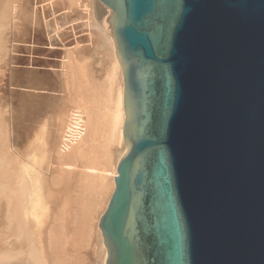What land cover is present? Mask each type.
Returning <instances> with one entry per match:
<instances>
[{"label": "water", "instance_id": "obj_1", "mask_svg": "<svg viewBox=\"0 0 264 264\" xmlns=\"http://www.w3.org/2000/svg\"><path fill=\"white\" fill-rule=\"evenodd\" d=\"M123 70L104 264H264V0H99Z\"/></svg>", "mask_w": 264, "mask_h": 264}, {"label": "bare ground", "instance_id": "obj_2", "mask_svg": "<svg viewBox=\"0 0 264 264\" xmlns=\"http://www.w3.org/2000/svg\"><path fill=\"white\" fill-rule=\"evenodd\" d=\"M23 1L27 6H30V11L28 13L23 11L24 15L28 14L26 15L27 18L26 16L24 17L28 20V23H33L32 17H37L38 15L41 16L42 20L48 23L59 10H61L56 0ZM67 1L70 5L76 4L80 6L82 17L85 18L84 22L86 27L92 30H98L103 34L108 43L112 70L111 73L105 72V75H103V83L105 89H109L115 94V112L111 130L109 131V137L116 141V145L119 148L116 150V153L108 150L106 157H104L101 162L102 170L95 176V171L93 170L96 166L94 158L89 156L87 149L85 150L83 147L79 148L77 146L80 143V139L78 143L77 133L87 134L92 140H96L101 128L97 116L94 115L89 108L88 102L86 104L83 99V80L80 77L82 68L74 61L69 62V59H67L68 62L65 63V84L67 85V91L72 95L73 102L79 109L72 113L70 119L65 122L67 130L63 132L61 129L59 133L60 136L58 135L59 139L63 138V144H60L59 140L56 149L54 148L56 143L52 147H50L51 145L49 144L51 140H48L47 137L49 130L46 119H51L49 113L51 111L50 104V106L46 104L45 108H40L37 111L32 110V115L26 116V120L29 122H35V120H37V127H34L35 125L29 126L28 123H26L24 124L25 126H22V130L18 128L21 125H16L13 130H11L8 119L9 116H3L0 109V241H5V244L0 245V264L2 262L4 264H37L38 261H40L41 264L46 263L45 260L47 259H45V257L40 258L44 256L43 253H41L44 248L41 246L42 241L40 240L43 234H46L48 238L47 243L49 246L48 249L51 252V255H49L51 264H84L83 259L77 258V256L75 257L76 250L72 251L73 253L75 252V255L68 253L69 251L65 253L66 247L70 243L73 244V249H76L74 247L76 245L85 246V244H88L87 242L90 241L91 237L95 238L98 246L94 264H104L107 258V247L99 227V221L115 188V174L118 162L127 149V145L123 138V124L125 119L123 70L117 57L116 45L112 37V23L109 20L111 11L99 0ZM19 2L20 0H0V63L5 60L8 52L11 53L7 48V43L9 42V34L7 35V33H10V29L15 27V24L18 23L15 19L19 18L20 15L17 14L18 17H16L17 15L15 14L20 8L18 7ZM21 8L20 10L22 11ZM35 10L37 11V15H35ZM21 15L24 16L23 13ZM21 22L20 20V24H22ZM25 23L27 24L26 21ZM19 27L20 26H18V28ZM14 31L18 32L17 28L16 30L14 29ZM23 32H26V30ZM11 35L12 34H10V36ZM14 35L16 36V34ZM23 44L24 43H20L19 45L21 46ZM13 45L16 46L18 44L14 42ZM20 46L15 48L13 46L12 51H18V53L26 52V48ZM14 53L15 52H13V55ZM8 57H10V55ZM10 59V63L15 62L19 64L28 60L14 56ZM9 60L7 58V61H4V67L6 65L9 66ZM31 61L36 67H42V71L44 67L51 66L50 63L43 64L39 62L37 57ZM33 66L30 67L32 68ZM28 68H26V70H24V68L23 72H26ZM14 70L13 68V71ZM40 72L41 70L38 71V73ZM27 74H30V72ZM13 75L15 76L14 72ZM16 76L14 78L18 79ZM36 76L39 75L35 74L34 77ZM30 77L32 76L30 75ZM21 80L23 83V78H21ZM29 80H31L32 83H27L30 84L28 85L33 88V91L41 84L40 81L38 82L37 78ZM11 81H13V84L14 82L17 84V80L12 79ZM14 89L16 88L13 87L12 92L16 91ZM10 94L14 95V92ZM2 97L4 96L2 95ZM13 97L15 98V95L12 96V98ZM1 101L4 100H2L0 96V102ZM30 109H34L31 104ZM39 116H41L40 119ZM38 122H40V125H38ZM76 155L83 159V173L77 192L78 195L73 199V197L68 194L67 187L59 189V191L61 190L65 194L62 208L59 212L54 213L53 224L47 231L43 232L41 229L43 228L42 223L44 222L47 204L50 201L49 199L53 196L51 188L53 185L57 184V179L59 177H57V175H52L51 166L55 163L56 167L54 170L57 174H66L70 171L71 165L74 164L72 160ZM45 157L46 159H43ZM95 179L100 181L96 186ZM69 205H72V207L69 208ZM67 223H70L72 227V230L70 229L71 231L69 232L66 230ZM9 235H13L14 238L16 236L19 242H15L16 238L13 241L8 239ZM37 241L40 242L38 245ZM37 246L41 249L37 248ZM16 250H18L16 256L19 254L22 255L21 258L18 257L20 259L18 261L11 260ZM15 258L17 257H13L12 259ZM40 262L38 264H40Z\"/></svg>", "mask_w": 264, "mask_h": 264}, {"label": "rangeland", "instance_id": "obj_3", "mask_svg": "<svg viewBox=\"0 0 264 264\" xmlns=\"http://www.w3.org/2000/svg\"><path fill=\"white\" fill-rule=\"evenodd\" d=\"M56 2L61 10H59V12L48 23H46L45 20H42L40 15H38L37 17L33 16V23H28V20L24 18L28 14L24 15V12L28 13L30 11V6H27L23 0H20L18 7H22V11L20 10V8L19 10L17 8L18 11L15 14L20 15L19 18L15 19V21H18V23L15 24V27H12V29H10L11 31L7 30L10 32L7 33V35L9 34V42L7 43L9 47L7 46V48L8 51L11 52H8L10 57H8L9 55L7 54L5 60L0 63V96L2 100H4L0 102V109L3 116H9L8 119L11 130H13L16 125H21L18 128L19 130H22V126H25L24 124L26 123H28L29 126L35 125L34 127H37V120H35V122H29L28 120H26L27 115H32V110L37 111L40 108H45L46 104H48V106L51 105V111L49 112L51 119H46L49 130V135L47 133V137L48 140H51L49 142V144L51 145L50 147H52L56 143L54 147L56 149V145H58L59 140L60 144H63V138L59 139V133L61 132V129L63 130V132L67 130L65 122L70 119L72 113L79 109L73 102L72 95L69 93V91H67L68 89L67 85L65 84L66 81L64 74L65 63L68 62L67 59H69V62L74 61L75 63H77L82 68L80 77L83 80V99L86 104L88 102L89 108L94 113V115L97 116L101 128V131L98 133L96 140H92L90 136H87V134H81L80 132L77 133L78 143L80 139V143H77V146L79 148L83 147L85 150L87 149L89 156H91V158H94L96 166L93 170L95 171L94 175L96 176L98 172L102 170L101 162L104 157H106V153L108 152V150H111L116 153V150H118L119 148L116 145V141L109 137V131L111 130V125L113 123V116L115 112V94L113 93V91L105 89L103 83V75H105V72L111 73L112 70L110 49L102 33H100L98 30H92L86 27L84 22L85 18L82 17L80 6L76 4L70 5L67 0H56ZM22 13L24 16L21 15ZM18 15L16 17H18ZM35 15H37L36 10ZM20 20L22 21L21 23L23 25L20 24ZM24 20L27 22L28 25L25 23ZM17 25L20 27L18 28ZM16 28L18 32L14 31V29L16 30ZM25 30L26 32H23ZM13 33L16 34V36ZM10 34H12L13 36H10ZM14 42H17L18 45H13ZM20 43L24 44L20 46ZM13 46L14 48L19 46L26 48V52L18 53V51H12ZM13 52H15L14 55ZM12 56L20 58L22 57L24 60H28L22 62L23 64L20 63L21 65L15 62L10 63V58ZM35 57H37V60L39 62L43 64L50 63L51 66L44 67L42 71V67L37 66V68L36 65L31 63V60ZM7 58L8 60L10 59L8 61L9 66L6 65L4 67V61H7ZM11 64L13 67L11 66ZM30 66L33 67L31 68ZM13 68L15 69L14 71ZM26 68H28L29 70L27 69L26 72H23L24 70H26ZM37 69L38 71L41 70V72L38 73ZM13 72L15 76H18H16V78H18L19 81L18 79L14 78L15 76L13 75ZM29 72L30 74H27ZM35 74L39 76L34 77ZM30 75L32 77H30ZM21 78H23V83ZM28 78H37L38 82H41L40 86L37 89H34L33 91V88L29 86V83H32V81ZM12 79L17 80V84H15V82L13 84V81H11ZM13 87L16 88L14 89L16 91H13L15 98H12V96L14 95L10 94L13 93ZM2 95L4 97H2ZM30 104L33 106L34 109H30ZM40 118L41 116H39V119ZM38 125H40V122H38ZM46 157L43 159H46ZM72 161L74 162V164L71 165L70 171L66 174L63 173V175L57 174V172L54 170L56 167L55 163H53L51 166L52 175H57V177H59L57 179V184L53 185L51 188V193H53V196L49 199L50 201L47 204V210L44 215V222L42 223L43 228L41 229L43 230V232L47 231V229H49V227L53 224L54 213L59 212L62 208L63 197L65 194L61 190L59 191V189L67 187L68 194H70L73 199L78 195L77 192L80 186L81 175L83 173V159L76 155V157L73 158ZM98 183H100V181L96 180L95 186ZM71 207L72 205H69V208ZM70 229L72 230V227L70 223H67L66 230H68L69 232L71 231ZM15 238L13 237V235L8 236V239L12 241L15 240V242L18 243V238L16 236ZM40 238V240L42 241L41 246L44 248V250H42L43 252H41L44 256L40 258L45 257V259H47H44L45 262L47 264H51V258H49L51 252L48 249L49 246L47 243V235L43 234ZM40 242L37 241V245ZM87 243L88 244H85V246H74L76 249H73V244L70 243L69 245H67V249L65 248L66 251H64L65 253L69 251L68 253L70 254H74L76 252V255L74 254L75 257L77 256V258L83 259L84 264H94V258L98 252L97 242L95 241V238L91 237L90 241ZM3 244H5V241L1 240L0 245ZM37 248H39V246H37ZM17 251L18 250L15 251V254L13 256L17 258L12 259L13 257H11V260H20L18 257L21 258L22 255L19 254L20 256H16V254H18ZM72 251L75 252L73 253ZM39 262L40 261H38V263Z\"/></svg>", "mask_w": 264, "mask_h": 264}]
</instances>
